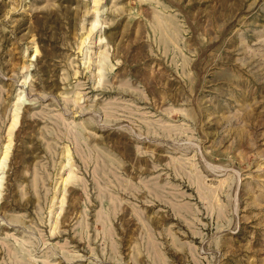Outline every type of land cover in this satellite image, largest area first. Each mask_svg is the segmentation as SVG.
I'll list each match as a JSON object with an SVG mask.
<instances>
[{
	"label": "rangeland",
	"instance_id": "rangeland-1",
	"mask_svg": "<svg viewBox=\"0 0 264 264\" xmlns=\"http://www.w3.org/2000/svg\"><path fill=\"white\" fill-rule=\"evenodd\" d=\"M0 264H264V0H0Z\"/></svg>",
	"mask_w": 264,
	"mask_h": 264
},
{
	"label": "bare ground",
	"instance_id": "bare-ground-1",
	"mask_svg": "<svg viewBox=\"0 0 264 264\" xmlns=\"http://www.w3.org/2000/svg\"><path fill=\"white\" fill-rule=\"evenodd\" d=\"M5 155V154H4Z\"/></svg>",
	"mask_w": 264,
	"mask_h": 264
}]
</instances>
